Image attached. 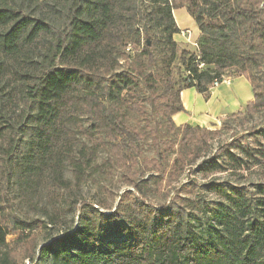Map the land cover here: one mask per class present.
Returning <instances> with one entry per match:
<instances>
[{"label":"trees","instance_id":"16d2710c","mask_svg":"<svg viewBox=\"0 0 264 264\" xmlns=\"http://www.w3.org/2000/svg\"><path fill=\"white\" fill-rule=\"evenodd\" d=\"M180 7L199 37L172 70L180 33L172 12ZM156 48L164 49L162 75L138 60L120 69L132 54L153 67ZM263 61L264 0H0V264H264V187L252 199L216 187L226 202L215 209L199 196L154 207L137 169L143 135L127 123L129 112L146 119L145 104L158 109L173 140L162 151L153 138L156 157L142 166L162 181V154H173L174 181L210 151L216 133L174 124L184 110L180 93L208 96L234 69L249 80L253 98L243 113L252 118L264 113ZM254 141L255 148H236L238 155L220 147L225 160L207 159L201 170L264 165V132ZM115 168L134 196L124 192L109 214L79 200L95 175ZM14 206L38 208L45 221L16 215ZM67 213L76 214L75 227ZM51 229L59 234L38 247L35 233Z\"/></svg>","mask_w":264,"mask_h":264},{"label":"rangeland","instance_id":"374dc122","mask_svg":"<svg viewBox=\"0 0 264 264\" xmlns=\"http://www.w3.org/2000/svg\"><path fill=\"white\" fill-rule=\"evenodd\" d=\"M177 9V8H176ZM173 13V12H172ZM177 14V12L175 11ZM190 42L198 44V37L195 38L190 33ZM160 36V31L156 30L151 34V38ZM177 38V37H175ZM179 38V37H178ZM184 37H180L177 45V52L175 58L171 63V69L175 70L178 66V55L180 50H195L193 45L186 43ZM162 47V45H160ZM163 53H164V49ZM154 55L155 64L152 66L147 65L145 59H137L134 54L128 58V60H121L120 69H130L137 64L136 61L142 62V68L146 72L159 76L162 75V64H161V52L159 48L152 50ZM134 55V56H133ZM135 58V59H134ZM136 60V61H135ZM262 68L264 70V61L262 62ZM177 76V75H176ZM228 76L235 77L234 69L228 73ZM161 90L159 85L158 93ZM140 97H145L146 93L137 91ZM244 110V109H243ZM237 112L231 114L223 119H220L219 123L213 124L208 127V130L216 131L209 139L210 151L202 153L201 157L196 162L184 166L176 180L172 181L169 179V166L175 155L163 153L161 159V165H163L164 177L161 181L157 174L146 170L142 166L144 159H151L156 157L157 147L164 151L165 146L163 143L165 140L171 139L172 136L167 133L164 127V122L160 117L158 109H151L148 104H145L146 119L138 116L135 113H127V123L131 128H137L143 135L141 141V152L142 155L139 159V166L137 169L139 175L143 176L142 179L146 180L147 185L144 189L145 200L153 205L154 207L166 206L170 201H178L179 199L190 198L194 199L196 196L201 197L206 201L212 209L217 208L219 204H225V200L221 197V194L216 191V187L224 189L232 194H242L249 199L256 196L258 186L264 187V165L253 166L249 165L248 170H239L235 172H224L217 174H205L201 167L203 162L207 159H216L218 162H223L225 157L223 155H217L216 151L227 145L232 152L238 155L236 148L239 146L249 145L256 147L254 141L255 136H259L264 132V113H257L252 118H247L244 113ZM153 138L157 139V147L154 145ZM106 158L105 153H101L98 158V163H101ZM203 168V167H202ZM67 177H70L69 173H66ZM123 172L120 168H115L112 172L107 175H95L93 181L85 184L78 194L79 200L82 202L92 203L95 210L103 214H109L113 211L119 202L120 196L126 191H130V197L135 195V191L125 183ZM157 176V177H156ZM155 179V180H154ZM156 182V184L153 183ZM101 203L106 204V207L100 206ZM16 215L24 218L39 219L45 221L38 208H13ZM64 220L68 222L69 227H75L77 224L76 214L67 213L64 215ZM201 217V216H199ZM195 225L198 228L201 224L195 221ZM59 234L57 229H51L49 232L40 230L35 233V242L39 246L45 244L47 237L51 236L53 239ZM16 239L15 236H9L7 242L12 243ZM49 239V240H50ZM48 240V241H49ZM47 241V242H48ZM38 254V248L35 252V259ZM26 264H31L29 260L25 261Z\"/></svg>","mask_w":264,"mask_h":264},{"label":"crops","instance_id":"0c3cea01","mask_svg":"<svg viewBox=\"0 0 264 264\" xmlns=\"http://www.w3.org/2000/svg\"><path fill=\"white\" fill-rule=\"evenodd\" d=\"M173 18L180 30L174 36L175 42L182 37V32L188 31L193 37H199V31L185 7L174 9ZM227 77L228 82H221L211 88L208 96L198 93L194 88L183 90L180 99L184 110L172 116L174 124L177 127L188 124L208 128L219 123L220 119L242 111L253 98L249 80L243 76Z\"/></svg>","mask_w":264,"mask_h":264},{"label":"built area","instance_id":"2783aa9c","mask_svg":"<svg viewBox=\"0 0 264 264\" xmlns=\"http://www.w3.org/2000/svg\"><path fill=\"white\" fill-rule=\"evenodd\" d=\"M181 36L184 37L186 43L191 44V45H193L194 47H196V43H195V42H190V37H191L190 32H188V31H187V32H182V33H181ZM127 50H128V49H127ZM200 67H202V65H200L199 68H200ZM221 82H228V77H227V76L223 77L221 81H214V82L212 83L210 89H211V88H214V87H216V86H218Z\"/></svg>","mask_w":264,"mask_h":264}]
</instances>
